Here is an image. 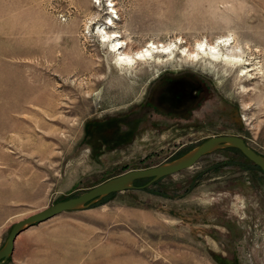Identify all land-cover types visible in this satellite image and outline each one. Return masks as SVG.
I'll list each match as a JSON object with an SVG mask.
<instances>
[{
  "label": "rangeland",
  "instance_id": "obj_1",
  "mask_svg": "<svg viewBox=\"0 0 264 264\" xmlns=\"http://www.w3.org/2000/svg\"><path fill=\"white\" fill-rule=\"evenodd\" d=\"M100 29L132 55L173 48L120 69ZM221 39L241 67L208 59ZM217 135L264 155V0H0V248L15 222ZM146 182L27 227L3 264H264V174L238 149Z\"/></svg>",
  "mask_w": 264,
  "mask_h": 264
},
{
  "label": "water",
  "instance_id": "obj_2",
  "mask_svg": "<svg viewBox=\"0 0 264 264\" xmlns=\"http://www.w3.org/2000/svg\"><path fill=\"white\" fill-rule=\"evenodd\" d=\"M223 147L238 149L249 161L260 168L264 174V155L251 148L242 137L236 135H217L203 140L193 150L175 160L144 168H136L110 177L82 192L79 195L59 200L26 218L15 222L0 248V264L6 262L13 251L17 235L27 227L50 219L61 212L88 207L96 200L114 192L135 188V181L145 179L148 186L157 180L193 166L203 155Z\"/></svg>",
  "mask_w": 264,
  "mask_h": 264
},
{
  "label": "bare ground",
  "instance_id": "obj_3",
  "mask_svg": "<svg viewBox=\"0 0 264 264\" xmlns=\"http://www.w3.org/2000/svg\"><path fill=\"white\" fill-rule=\"evenodd\" d=\"M111 21V20H110ZM111 24H115L111 21ZM110 25V24H109ZM99 35L102 38V42L105 44H109L111 47V52L117 54L116 58V65L120 69H124L125 67L131 69L135 66V64L139 61H147L149 59H153L154 53L159 55V53H168L171 52L170 46H154L148 47L146 51H141L136 53L135 55L125 53L124 50V43L121 40H118V36H113L108 33L106 30L100 29ZM115 35V34H114ZM224 40V39H221ZM205 44H199L197 52L203 50V46ZM208 46V45H207ZM228 41H218L216 46H212L207 53L208 59H211L213 62H220L224 63L229 66H233L235 68L242 66V60H240L232 51L228 52ZM230 50V49H229ZM233 50V49H232ZM123 51V52H122ZM207 50H204V52ZM173 52V50H172ZM196 53V51H195ZM199 54V53H198ZM204 54V53H203ZM193 55V54H192ZM241 55V53H240ZM240 57V56H239ZM202 58V57H201ZM200 58V59H201ZM244 61V60H243Z\"/></svg>",
  "mask_w": 264,
  "mask_h": 264
},
{
  "label": "flooded vegetation",
  "instance_id": "obj_4",
  "mask_svg": "<svg viewBox=\"0 0 264 264\" xmlns=\"http://www.w3.org/2000/svg\"><path fill=\"white\" fill-rule=\"evenodd\" d=\"M176 97H177V100L176 101H177L178 105H180L182 99L179 98L180 96H176ZM176 101H174V102H176Z\"/></svg>",
  "mask_w": 264,
  "mask_h": 264
},
{
  "label": "snow or ice",
  "instance_id": "obj_5",
  "mask_svg": "<svg viewBox=\"0 0 264 264\" xmlns=\"http://www.w3.org/2000/svg\"><path fill=\"white\" fill-rule=\"evenodd\" d=\"M109 23H111V21H109Z\"/></svg>",
  "mask_w": 264,
  "mask_h": 264
}]
</instances>
